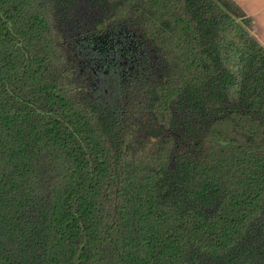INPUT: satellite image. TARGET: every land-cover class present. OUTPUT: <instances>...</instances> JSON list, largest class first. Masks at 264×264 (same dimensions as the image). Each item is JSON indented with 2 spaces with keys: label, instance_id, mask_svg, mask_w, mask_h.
<instances>
[{
  "label": "trees",
  "instance_id": "obj_1",
  "mask_svg": "<svg viewBox=\"0 0 264 264\" xmlns=\"http://www.w3.org/2000/svg\"><path fill=\"white\" fill-rule=\"evenodd\" d=\"M254 23L235 0H0V264H264Z\"/></svg>",
  "mask_w": 264,
  "mask_h": 264
},
{
  "label": "crops",
  "instance_id": "obj_2",
  "mask_svg": "<svg viewBox=\"0 0 264 264\" xmlns=\"http://www.w3.org/2000/svg\"><path fill=\"white\" fill-rule=\"evenodd\" d=\"M255 21L253 35L264 45V0H235Z\"/></svg>",
  "mask_w": 264,
  "mask_h": 264
},
{
  "label": "rangeland",
  "instance_id": "obj_3",
  "mask_svg": "<svg viewBox=\"0 0 264 264\" xmlns=\"http://www.w3.org/2000/svg\"><path fill=\"white\" fill-rule=\"evenodd\" d=\"M264 172L261 168L257 173L251 174V179L255 183L256 190L248 200L247 205L255 210L261 211L264 209Z\"/></svg>",
  "mask_w": 264,
  "mask_h": 264
}]
</instances>
